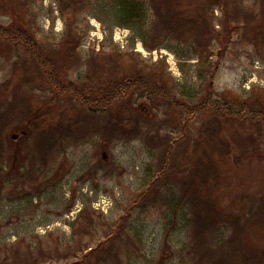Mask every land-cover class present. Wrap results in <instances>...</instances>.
I'll use <instances>...</instances> for the list:
<instances>
[{"label":"rangeland","instance_id":"1","mask_svg":"<svg viewBox=\"0 0 264 264\" xmlns=\"http://www.w3.org/2000/svg\"><path fill=\"white\" fill-rule=\"evenodd\" d=\"M138 1L133 28L119 0H0V23L31 25L64 83L142 74L189 105L211 94L264 107V2L236 0L230 27H239L215 21L218 35L199 53L197 37L146 47L156 16L149 0ZM71 4L79 12L68 31L61 9ZM253 147L264 151V126L209 110L181 114L140 90L106 110L84 107L53 92L24 47L0 44V264H72L106 237L110 255L93 262L230 264L219 258L234 237L235 256L264 264V243L235 221L260 208L264 218V162ZM255 225L263 236L264 224Z\"/></svg>","mask_w":264,"mask_h":264},{"label":"trees","instance_id":"2","mask_svg":"<svg viewBox=\"0 0 264 264\" xmlns=\"http://www.w3.org/2000/svg\"><path fill=\"white\" fill-rule=\"evenodd\" d=\"M263 2L264 0L258 1L259 5ZM149 3L152 15L154 14L156 16L152 19L149 29L145 33L143 32L142 35L143 44L149 49H154L161 42V39L163 40L170 36L179 39L182 37L186 41L189 40L192 42L197 37V42L195 43L196 49L199 53H202L208 48L210 41L216 39V35H218V31L214 28L215 21L220 27H227L228 30L237 29L241 24V21H238L235 25L236 28L230 27L236 15L235 8L230 10V5L233 4L236 6V0H149ZM119 5L118 8L122 13L123 24L132 28L138 26L141 21L140 11L142 6L140 2L138 0H119ZM215 7L220 9L221 16L217 17L214 14ZM66 8H62L61 12L65 16L66 26L69 28L68 31H70L74 16L79 11L78 7L72 6V4ZM161 19L164 21L163 25ZM149 36H151V41H148ZM65 43L66 41H63L61 45L64 46ZM0 44L5 46L12 44L14 46L20 45L24 47L30 54L33 67L43 74L46 85L58 96L68 97L71 101L79 103L84 107L106 110L119 102V100L128 97L134 90H140L154 101L162 100L167 102L175 111L181 114L193 116L209 110L214 115L224 118L225 121L238 123L247 121L255 123L257 126H264V107L260 106L261 102L257 99L253 103L243 102L238 107H235L213 98L211 94H207L199 103L189 105L181 102L175 95L168 93L162 84L159 85L156 83L155 76L151 78L149 76H143L142 74H130L122 79L108 81L105 84L97 86L90 84L92 82L91 77H86L81 84L74 82L64 83L58 77L55 60L43 52L40 41L36 38V34L34 35L31 25L26 23L19 25L14 22L7 26L0 23ZM71 48H76V44L71 46ZM217 145L223 150L225 149L223 147L224 143L223 145L217 143ZM245 148L244 146L242 147L244 152L247 151ZM219 156L223 157L224 155ZM250 156L261 163L264 162V151L259 150V148L253 147L250 150ZM201 170L198 169V171ZM192 185H195V180L190 181L185 194L189 193ZM187 195L178 198L177 204L175 205L174 203V206L179 209L180 206L184 205ZM263 200L264 195L261 197V201ZM203 213L205 217L204 222L207 225L204 226L212 228L210 227L212 222L208 221L205 212ZM261 213L262 210L260 208L258 211L245 217V219H243L244 216H241L235 220L240 229L246 230L247 232L251 231L253 243H255V240L259 243H264V234L261 236L252 227L255 224L259 226L264 224L263 214ZM115 225L113 226L116 227ZM210 239L212 240L211 235ZM211 240L206 237L204 242L208 244ZM233 241H235V238L231 237L223 243L226 246V251L224 253L223 251L225 249H223V254H221L219 260L222 259V256H226L228 259L233 258V261L229 260L231 261L230 264H249V261H253L250 264H262L259 259L245 260L235 256L238 247L232 250L231 243ZM113 244V239L106 237L94 249L91 248L87 251L85 248L84 250L86 251L82 257L77 261H73L72 264H99L96 261L93 262L96 255H99L101 258H108L113 249ZM210 246V249H214ZM228 252L230 255L226 254ZM105 258L103 264H110Z\"/></svg>","mask_w":264,"mask_h":264},{"label":"water","instance_id":"3","mask_svg":"<svg viewBox=\"0 0 264 264\" xmlns=\"http://www.w3.org/2000/svg\"><path fill=\"white\" fill-rule=\"evenodd\" d=\"M13 136H14V137H16V135H15V134H14Z\"/></svg>","mask_w":264,"mask_h":264}]
</instances>
